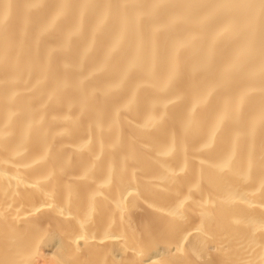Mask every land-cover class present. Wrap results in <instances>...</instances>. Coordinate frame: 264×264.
I'll return each mask as SVG.
<instances>
[{
	"label": "bare ground",
	"instance_id": "1",
	"mask_svg": "<svg viewBox=\"0 0 264 264\" xmlns=\"http://www.w3.org/2000/svg\"><path fill=\"white\" fill-rule=\"evenodd\" d=\"M0 264H264V0H0Z\"/></svg>",
	"mask_w": 264,
	"mask_h": 264
}]
</instances>
